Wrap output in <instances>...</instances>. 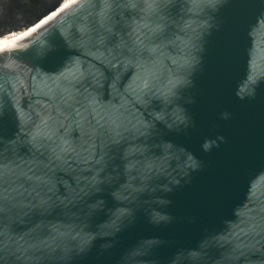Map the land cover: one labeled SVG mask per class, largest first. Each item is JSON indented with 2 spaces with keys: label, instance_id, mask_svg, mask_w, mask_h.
<instances>
[{
  "label": "water",
  "instance_id": "1",
  "mask_svg": "<svg viewBox=\"0 0 264 264\" xmlns=\"http://www.w3.org/2000/svg\"><path fill=\"white\" fill-rule=\"evenodd\" d=\"M0 43V264H264V0H75Z\"/></svg>",
  "mask_w": 264,
  "mask_h": 264
},
{
  "label": "flooded vegetation",
  "instance_id": "2",
  "mask_svg": "<svg viewBox=\"0 0 264 264\" xmlns=\"http://www.w3.org/2000/svg\"><path fill=\"white\" fill-rule=\"evenodd\" d=\"M60 1L61 0H0V33L29 23L35 19L44 8L52 7L53 9L57 6L53 4H58ZM13 33L14 32H11L0 36V40L11 37Z\"/></svg>",
  "mask_w": 264,
  "mask_h": 264
},
{
  "label": "bare ground",
  "instance_id": "3",
  "mask_svg": "<svg viewBox=\"0 0 264 264\" xmlns=\"http://www.w3.org/2000/svg\"><path fill=\"white\" fill-rule=\"evenodd\" d=\"M75 0H62V2L55 8L52 9V11L45 17H43L38 23H36L35 25L29 26L27 28H24L22 30L16 31L13 34H11L12 36L5 39V40H0L1 41H9L12 40L13 42H15L16 40H18L19 38L29 34L30 32H32L35 28H37L39 25H41L43 22L47 21L49 18H51L52 16H54L57 12L61 11L62 9H64L65 7H67L69 4H71L72 2H74ZM48 17V18H47ZM45 19V20H44ZM24 33H23V32ZM21 32V33H19ZM11 33V32H10ZM5 35V34H4ZM3 36V35H2ZM10 36V35H9ZM5 47H3L0 43V50L3 49Z\"/></svg>",
  "mask_w": 264,
  "mask_h": 264
},
{
  "label": "rangeland",
  "instance_id": "4",
  "mask_svg": "<svg viewBox=\"0 0 264 264\" xmlns=\"http://www.w3.org/2000/svg\"><path fill=\"white\" fill-rule=\"evenodd\" d=\"M61 1H62V0H61ZM61 1H60V2H61Z\"/></svg>",
  "mask_w": 264,
  "mask_h": 264
}]
</instances>
